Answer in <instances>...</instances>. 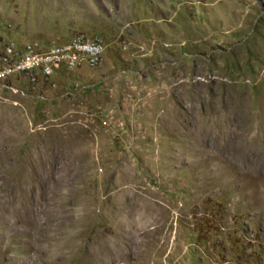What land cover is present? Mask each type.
<instances>
[{
	"label": "rangeland",
	"instance_id": "1",
	"mask_svg": "<svg viewBox=\"0 0 264 264\" xmlns=\"http://www.w3.org/2000/svg\"><path fill=\"white\" fill-rule=\"evenodd\" d=\"M78 34L0 99V264H264V0H0V49Z\"/></svg>",
	"mask_w": 264,
	"mask_h": 264
},
{
	"label": "built area",
	"instance_id": "2",
	"mask_svg": "<svg viewBox=\"0 0 264 264\" xmlns=\"http://www.w3.org/2000/svg\"><path fill=\"white\" fill-rule=\"evenodd\" d=\"M103 51L99 40L83 34L46 48L7 42L0 49V99L11 94L24 95L29 88L63 69L94 66L100 62Z\"/></svg>",
	"mask_w": 264,
	"mask_h": 264
}]
</instances>
